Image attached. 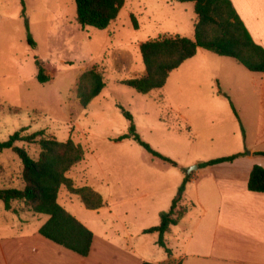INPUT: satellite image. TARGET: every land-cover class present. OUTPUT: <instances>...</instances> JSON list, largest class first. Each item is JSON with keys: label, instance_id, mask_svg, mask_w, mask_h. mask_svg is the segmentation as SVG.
I'll list each match as a JSON object with an SVG mask.
<instances>
[{"label": "rangeland", "instance_id": "obj_1", "mask_svg": "<svg viewBox=\"0 0 264 264\" xmlns=\"http://www.w3.org/2000/svg\"><path fill=\"white\" fill-rule=\"evenodd\" d=\"M195 20L192 2L125 0L108 28H82L75 0H0V141L25 128L21 134L44 130L46 137L71 138L81 145L84 159L67 176L75 187L100 193L105 205L89 209L66 186L60 189L59 203L92 232L113 238L133 233L141 240L136 248L156 262L165 250L156 233L144 230L160 224V213L179 196L194 165L236 153L235 132L245 136L238 112L247 111L245 104L257 103L252 86L264 84L262 72L203 48L174 69L163 87L148 94L122 83L146 75L140 43L164 35L189 37ZM36 61L49 81H38ZM91 68L102 74L105 87L84 107L76 88ZM209 101L222 105L207 117ZM124 111L133 116L141 138L174 163L153 155L132 137L118 139L129 130ZM248 123L252 135L255 124ZM16 144L34 157L40 152L38 144ZM21 169L14 152H0V186H22ZM185 190L186 200L176 204L178 217L192 206L187 199L193 192L189 186ZM16 205L23 207L20 216L5 210L0 200L1 233L33 231L48 219L27 211L23 203ZM186 226L185 217L165 235L170 248L183 243L178 231Z\"/></svg>", "mask_w": 264, "mask_h": 264}, {"label": "trees", "instance_id": "obj_2", "mask_svg": "<svg viewBox=\"0 0 264 264\" xmlns=\"http://www.w3.org/2000/svg\"><path fill=\"white\" fill-rule=\"evenodd\" d=\"M192 2L196 14L193 37L180 34L164 35L148 39L139 45L146 75L139 78H129L123 84L133 88L138 93L148 94L165 85L169 74L178 68L185 60L195 56L198 48H203L219 56H227L252 72H264V48L251 37L230 0H177ZM125 0H75L76 16L82 28L88 26L106 29L118 16ZM137 27L134 15H131ZM29 43L35 47L32 36ZM37 79L40 83L49 81L44 73V67L38 62ZM105 87V81L100 72L91 68L84 72L76 88L80 104L86 107L99 95ZM10 110H13L10 108ZM235 110V109H234ZM19 112V111H17ZM129 120L128 133L119 140L132 137L147 151L163 160L174 163L168 157L155 151L145 142L136 130L133 116L124 111ZM237 118L238 114L235 111ZM24 129L14 132L7 140L0 141V152L11 150L21 160L22 186H0V200L4 208L20 216L23 203L27 211L48 215V219L39 227V233L45 238L82 256H87L91 250L94 234L92 230L68 212L58 201L59 191L66 186L72 193L78 194L89 209H98L105 205L100 193L91 187H75L73 180L67 176L68 171L84 159L81 145L71 138L59 141L54 137L44 136V130L29 134H21ZM16 142L38 144L40 152L32 156L25 147ZM243 153L213 158L198 163L199 168L215 165L221 162L233 161ZM256 154L264 155V151ZM189 175L179 188V196L172 202L168 211L160 213V224L144 230L145 233H157V243L165 252L171 253L167 246L165 235L171 225H176L183 215L176 216V204L181 199ZM247 187L251 191L264 192V167L255 164L250 172ZM186 211V210H185ZM142 264H157L144 261ZM180 264V263H177Z\"/></svg>", "mask_w": 264, "mask_h": 264}, {"label": "crops", "instance_id": "obj_3", "mask_svg": "<svg viewBox=\"0 0 264 264\" xmlns=\"http://www.w3.org/2000/svg\"><path fill=\"white\" fill-rule=\"evenodd\" d=\"M230 1L252 39L264 48V0ZM200 53L201 48H198L191 58ZM204 57L201 61L206 66ZM252 87L257 103L245 104L247 111L240 108L238 112L245 129L244 138L240 130L235 132V151L243 154L233 161L198 167L188 174L186 189L189 186L193 195L189 194L187 201L192 206L176 224L187 218L186 228L178 231L183 243L177 249L167 244L170 254L165 252V256L156 262L147 258L144 250L136 248V242L141 240L131 232L121 238L93 232L91 250L87 256H82L45 238L37 228L14 234L0 232V264H142L144 261L157 264H264V192L251 191L247 187L252 167L255 164L264 167V155L256 154L264 151V84ZM205 105L209 117L222 104L209 101ZM248 120L255 124L252 135ZM184 195L181 198L186 200Z\"/></svg>", "mask_w": 264, "mask_h": 264}, {"label": "water", "instance_id": "obj_4", "mask_svg": "<svg viewBox=\"0 0 264 264\" xmlns=\"http://www.w3.org/2000/svg\"><path fill=\"white\" fill-rule=\"evenodd\" d=\"M195 168H198V165H194Z\"/></svg>", "mask_w": 264, "mask_h": 264}]
</instances>
